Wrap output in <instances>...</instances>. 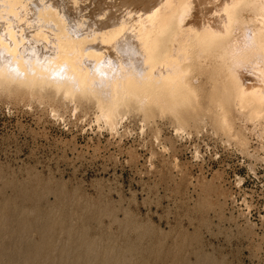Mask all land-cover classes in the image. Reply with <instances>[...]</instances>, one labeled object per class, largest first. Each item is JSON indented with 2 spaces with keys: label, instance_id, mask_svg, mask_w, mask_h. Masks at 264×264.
I'll return each mask as SVG.
<instances>
[{
  "label": "rangeland",
  "instance_id": "1",
  "mask_svg": "<svg viewBox=\"0 0 264 264\" xmlns=\"http://www.w3.org/2000/svg\"><path fill=\"white\" fill-rule=\"evenodd\" d=\"M49 98L0 88V264H264V120Z\"/></svg>",
  "mask_w": 264,
  "mask_h": 264
},
{
  "label": "bare ground",
  "instance_id": "2",
  "mask_svg": "<svg viewBox=\"0 0 264 264\" xmlns=\"http://www.w3.org/2000/svg\"><path fill=\"white\" fill-rule=\"evenodd\" d=\"M11 87L91 103L110 132L159 101L225 132L233 110L258 123L264 0H0V88Z\"/></svg>",
  "mask_w": 264,
  "mask_h": 264
}]
</instances>
